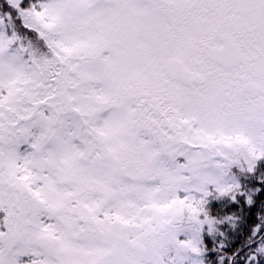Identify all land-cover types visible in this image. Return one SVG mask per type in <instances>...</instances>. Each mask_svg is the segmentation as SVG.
I'll use <instances>...</instances> for the list:
<instances>
[{"label":"snow or ice","instance_id":"snow-or-ice-1","mask_svg":"<svg viewBox=\"0 0 264 264\" xmlns=\"http://www.w3.org/2000/svg\"><path fill=\"white\" fill-rule=\"evenodd\" d=\"M0 264H264V0H0Z\"/></svg>","mask_w":264,"mask_h":264}]
</instances>
